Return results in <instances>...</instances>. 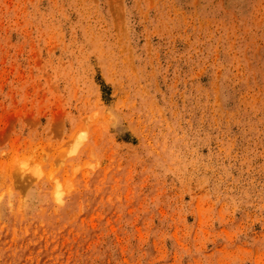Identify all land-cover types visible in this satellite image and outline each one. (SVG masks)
<instances>
[{"label": "rangeland", "instance_id": "obj_1", "mask_svg": "<svg viewBox=\"0 0 264 264\" xmlns=\"http://www.w3.org/2000/svg\"><path fill=\"white\" fill-rule=\"evenodd\" d=\"M0 264H264V0H0Z\"/></svg>", "mask_w": 264, "mask_h": 264}]
</instances>
